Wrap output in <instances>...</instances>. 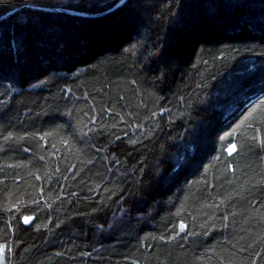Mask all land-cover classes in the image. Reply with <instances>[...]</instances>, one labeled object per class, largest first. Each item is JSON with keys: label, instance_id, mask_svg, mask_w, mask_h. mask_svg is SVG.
Returning a JSON list of instances; mask_svg holds the SVG:
<instances>
[{"label": "trees", "instance_id": "obj_1", "mask_svg": "<svg viewBox=\"0 0 264 264\" xmlns=\"http://www.w3.org/2000/svg\"><path fill=\"white\" fill-rule=\"evenodd\" d=\"M120 1L0 0L5 264H264V0Z\"/></svg>", "mask_w": 264, "mask_h": 264}, {"label": "water", "instance_id": "obj_2", "mask_svg": "<svg viewBox=\"0 0 264 264\" xmlns=\"http://www.w3.org/2000/svg\"><path fill=\"white\" fill-rule=\"evenodd\" d=\"M127 0H121L119 3H117L113 8H111L109 11L107 12H111L119 7H121ZM41 10H51V9H46V8H40ZM74 15H81V16H100L103 15L104 13H99V14H87V13H80V12H75V11H68ZM33 222L32 218H28V221L26 222V219H24V223L26 225H30Z\"/></svg>", "mask_w": 264, "mask_h": 264}, {"label": "rangeland", "instance_id": "obj_3", "mask_svg": "<svg viewBox=\"0 0 264 264\" xmlns=\"http://www.w3.org/2000/svg\"><path fill=\"white\" fill-rule=\"evenodd\" d=\"M3 252H4V250H1V252H0V264H5Z\"/></svg>", "mask_w": 264, "mask_h": 264}, {"label": "snow or ice", "instance_id": "obj_4", "mask_svg": "<svg viewBox=\"0 0 264 264\" xmlns=\"http://www.w3.org/2000/svg\"><path fill=\"white\" fill-rule=\"evenodd\" d=\"M232 150H235V146H233V149ZM28 221V218H26V222Z\"/></svg>", "mask_w": 264, "mask_h": 264}]
</instances>
